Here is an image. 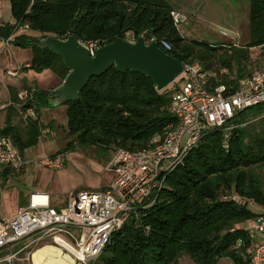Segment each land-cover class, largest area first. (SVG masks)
<instances>
[{
	"label": "trees",
	"instance_id": "trees-1",
	"mask_svg": "<svg viewBox=\"0 0 264 264\" xmlns=\"http://www.w3.org/2000/svg\"><path fill=\"white\" fill-rule=\"evenodd\" d=\"M9 2L15 23L1 26L0 33L8 38L17 25L28 24L39 36L22 34L13 39L15 45L32 51L27 69H52L61 80L70 70L60 55L42 48L39 38H67L73 29L87 45L126 38L130 31L139 37L147 31L146 38L155 36L160 47L181 62L200 60L215 73L212 84H226L232 91L238 89L240 79L250 75L246 72L250 50L259 47L264 55V0L249 2L250 40L243 47L185 38L174 25V8L167 0ZM163 40L170 49L162 45ZM26 90L22 109L34 108L36 117H29L24 127L13 124L15 103L22 100L19 91L10 87L7 124L0 128V135H10L21 154L41 135L38 106H47L55 98L51 90ZM170 94L169 88L159 92L149 77L121 72L114 66L92 77L77 101L64 103L68 135L73 137L69 148L92 144L109 149L150 147L152 137L174 121L167 109ZM248 109L233 120L237 127L231 130L227 146L224 130L207 134L168 176L156 205L114 232L91 264H174L183 253L195 264H215L223 256L234 264H249L252 239L243 226L258 213L222 198L229 190L264 205V112L248 119L243 115ZM238 239L244 245L235 249Z\"/></svg>",
	"mask_w": 264,
	"mask_h": 264
},
{
	"label": "built area",
	"instance_id": "built-area-1",
	"mask_svg": "<svg viewBox=\"0 0 264 264\" xmlns=\"http://www.w3.org/2000/svg\"><path fill=\"white\" fill-rule=\"evenodd\" d=\"M171 15L177 29L188 20L180 10L173 9ZM18 29H29V26L17 25ZM146 33L144 31L140 36L146 38ZM137 38L132 31L126 33L129 41L135 42ZM146 41L158 42L155 36ZM161 43L166 49L171 48L166 41ZM88 46L94 53L102 45L100 41H94ZM181 63L182 73L168 87L171 99L167 109L174 121L152 137L151 146L138 150L115 148L106 165V170L114 176L110 184L100 191L83 189L74 193L63 210L52 205L48 193L32 192L27 204L14 216L0 219V249L32 238L31 257L42 245H50L73 255L74 264H91L101 255L114 232L156 205L168 176L184 163L207 134L224 130V146H227L231 130L237 127L233 122L236 116L264 103V66L240 79L238 89L232 91L226 84H212L215 73L205 69L200 60L189 59ZM8 74L17 76L19 72L18 69L8 70ZM23 93L25 97L21 99L25 100L28 91ZM25 111L30 112L27 118L36 117L33 108ZM57 157L42 159L41 163L59 168L62 162ZM24 165L12 137L0 135V172L3 166L18 171ZM230 199L249 207L250 202L236 193ZM243 228L252 239L248 249L249 264H264V212L258 213ZM243 245L244 241L238 239L234 248ZM27 248L28 245L24 249ZM17 254L8 253L0 258V263H11Z\"/></svg>",
	"mask_w": 264,
	"mask_h": 264
},
{
	"label": "rangeland",
	"instance_id": "rangeland-1",
	"mask_svg": "<svg viewBox=\"0 0 264 264\" xmlns=\"http://www.w3.org/2000/svg\"><path fill=\"white\" fill-rule=\"evenodd\" d=\"M167 1L171 4L172 1L182 4L183 7L174 9L182 11L188 18L179 29L187 39L226 46L234 45V42L238 41L239 46L236 47H243L250 40V0H239L240 3H235L236 0H214L207 4L200 0ZM3 2H0V25L13 24L15 19L11 13L10 2L9 0H3ZM217 3L220 4L219 7L214 5ZM234 4L240 9L232 13L231 6ZM22 34L39 36L30 29L15 30L8 38L0 33V128L7 124L8 111L6 108L11 103L8 86L16 87V84L22 79L21 77H11L8 70L18 69V72L21 73L22 68L26 63H30L32 58L31 49L14 44L13 39ZM263 66L264 55L261 48H252L249 52L246 72L251 74ZM27 71L26 82L24 84L20 82V86L25 85L32 89L35 87L41 90H44L42 87L49 88L53 85L52 75L58 76L52 69H44L41 72L34 69ZM26 89L18 88L20 99L25 97L23 92ZM21 100L22 102L15 103L16 112L13 124L24 127L30 112L22 109L24 100ZM66 108L63 103L55 107L38 106L41 123V135L38 141L22 151L25 165L21 171L3 175L0 178L1 218L14 212L20 203L24 204V199L26 200L32 192L47 191L46 193L53 196L54 202L58 203L57 206H61L67 205L71 196L76 192L83 189L100 191L112 181L114 176L106 170V165L114 149L94 144L75 145L73 149L69 148L68 145L73 137L69 136L67 131ZM262 112H264V103L246 110L243 115L249 119ZM58 153H61V156L57 157V160L62 162L61 167L54 168L41 163L42 159L54 157ZM232 194V191L225 190L222 198L229 199ZM244 199L250 202L249 208L254 212H264V205L259 206L253 200ZM258 206L260 212H258ZM31 241L32 238L24 239L0 249L1 258L28 245V248L18 253L11 263L4 261L0 264H58L59 256L63 258L62 261L60 260L62 264H74V260L66 251L63 252L61 248L50 245L36 249L31 257L30 251L33 248L30 245ZM174 264H195V262L189 254L183 253ZM215 264L234 263L229 256H223Z\"/></svg>",
	"mask_w": 264,
	"mask_h": 264
},
{
	"label": "water",
	"instance_id": "water-1",
	"mask_svg": "<svg viewBox=\"0 0 264 264\" xmlns=\"http://www.w3.org/2000/svg\"><path fill=\"white\" fill-rule=\"evenodd\" d=\"M39 41L43 49L60 55L70 70L61 84L51 90L56 104L77 101L92 77L101 76L113 66L121 72L135 71L149 77L159 92L168 88L183 71L179 59L163 50L157 41L147 43L144 36L135 42L118 37L96 48L94 53L77 38L75 29L67 38L48 35Z\"/></svg>",
	"mask_w": 264,
	"mask_h": 264
},
{
	"label": "crops",
	"instance_id": "crops-1",
	"mask_svg": "<svg viewBox=\"0 0 264 264\" xmlns=\"http://www.w3.org/2000/svg\"><path fill=\"white\" fill-rule=\"evenodd\" d=\"M200 1H203L204 2V4H207V3H209V2H213L214 0H200ZM0 2H3V0H0ZM239 2V0H236L235 1V3H238ZM4 3V2H3ZM240 3V2H239ZM172 5H173V8H176V9H178V8H180V7H183L182 6V4H179V3H176L175 1H172ZM214 5H218V7H219V3H217V4H214ZM216 8V7H215ZM231 9H232V13L233 12H235V10H237V9H240V7L239 6H237L236 4H234V5H232L231 6ZM238 11V10H237ZM233 20V19H232ZM15 22H13V24H14ZM3 25H5V24H2V25H0V27L1 26H3ZM239 44V42L238 41H236V42H234V45H236V46H239L238 45ZM29 49V48H28ZM29 66V63H26V65L24 66V68H22V71H21V73L19 72V74L17 75V76H11V77H21L22 79H21V83L22 84H24V82H26V75L25 74H28V69H27V67ZM26 67V68H25ZM52 77H53V79H52V82H53V85L51 86V87H42V88H44V90H52V89H54V88H56L58 85H60L61 84V82H62V80L58 77V76H56V75H52ZM20 82L19 83H17L16 84V87H13V86H8V88H10V87H13L14 89H16V90H18V88H20V89H26L28 86H26L25 87V85H23V86H20ZM35 88H37V89H39L38 87H35ZM19 91V90H18ZM20 92V91H19ZM20 94V93H19ZM60 104H62V103H60ZM60 104H56V103H54V100H53V102H50L47 106H49V107H55V106H57V105H60ZM64 104V103H63ZM51 111V110H50ZM53 111V110H52ZM52 113V112H51ZM55 156H61V154H58V155H55ZM54 156V157H55ZM23 169V168H22ZM21 169V170H22ZM21 170H18V171H14V170H12V169H10L9 167H6V166H3L2 167V170H1V172H0V178H2V176L3 175H11V174H13V173H17V172H19V171H21ZM42 191H44V190H42ZM45 192H47V191H45ZM29 197V196H28ZM28 197L26 198V200L24 199V201L23 202H25L24 204H19L18 205V207L14 210V212H12L10 215H8V216H5V217H12V216H14L17 212H18V210L20 209V208H22L23 206H25L26 204H27V201H28ZM50 198H51V203H52V205L54 206V207H56L57 209H62V208H64L65 207V205H61V206H57L58 205V203H55L54 202V200H53V196L52 195H50ZM258 212H260L259 211V206H258ZM5 217H3V218H5ZM0 219H1V217H0ZM48 246V245H47ZM41 247H44V245H42ZM25 248V246L24 247H22V248H20L18 251H15V252H13V253H16V252H18V253H20V252H22L23 250H26V249H24ZM40 248V247H39ZM22 249V251H20Z\"/></svg>",
	"mask_w": 264,
	"mask_h": 264
},
{
	"label": "bare ground",
	"instance_id": "bare-ground-1",
	"mask_svg": "<svg viewBox=\"0 0 264 264\" xmlns=\"http://www.w3.org/2000/svg\"><path fill=\"white\" fill-rule=\"evenodd\" d=\"M67 247V249H69V250H71L72 252H75V250L74 249H72L71 247H69V246H66ZM62 249V248H61ZM69 256H70V254H69ZM70 257H72V259L74 260V258H73V255L72 256H70ZM59 260V259H58ZM62 261V260H61ZM61 261H59L60 263H61ZM62 264V263H61Z\"/></svg>",
	"mask_w": 264,
	"mask_h": 264
}]
</instances>
